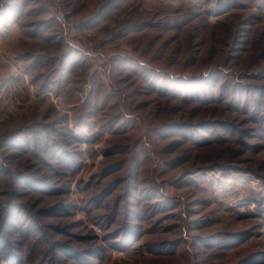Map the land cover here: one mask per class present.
I'll use <instances>...</instances> for the list:
<instances>
[{"label":"rangeland","instance_id":"374dc122","mask_svg":"<svg viewBox=\"0 0 264 264\" xmlns=\"http://www.w3.org/2000/svg\"><path fill=\"white\" fill-rule=\"evenodd\" d=\"M0 264H264V0H0Z\"/></svg>","mask_w":264,"mask_h":264},{"label":"built area","instance_id":"2783aa9c","mask_svg":"<svg viewBox=\"0 0 264 264\" xmlns=\"http://www.w3.org/2000/svg\"><path fill=\"white\" fill-rule=\"evenodd\" d=\"M58 18H59V21L62 24H66L67 23V17H66V15L59 13V17Z\"/></svg>","mask_w":264,"mask_h":264}]
</instances>
